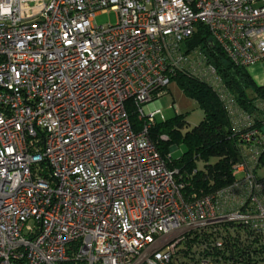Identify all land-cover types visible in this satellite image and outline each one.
Instances as JSON below:
<instances>
[{
    "label": "built area",
    "instance_id": "built-area-1",
    "mask_svg": "<svg viewBox=\"0 0 264 264\" xmlns=\"http://www.w3.org/2000/svg\"><path fill=\"white\" fill-rule=\"evenodd\" d=\"M199 25L264 62V0H0V264H264V99L237 108L185 46ZM178 73L217 93L241 155L188 198L149 138Z\"/></svg>",
    "mask_w": 264,
    "mask_h": 264
},
{
    "label": "trees",
    "instance_id": "trees-1",
    "mask_svg": "<svg viewBox=\"0 0 264 264\" xmlns=\"http://www.w3.org/2000/svg\"><path fill=\"white\" fill-rule=\"evenodd\" d=\"M185 46L189 52L197 50L205 56L206 65L215 69L218 79L239 110L255 119L261 118L254 101L264 99V87L257 86L246 69L234 65L212 43L204 26L197 27L193 36L185 41ZM173 81L202 110L203 120L183 137L180 134L183 128L181 116L168 122H155L149 130L150 140L165 161L167 169L176 171L175 180L183 186L182 195L185 198L229 185L233 181L232 169L241 162V155L223 103L210 86L190 73H178ZM128 113L133 129L139 131L143 123L138 120L131 107L128 108ZM163 134L167 137L166 141L161 139ZM182 144L186 147V152L180 159L173 160L168 151L170 145L176 148ZM198 160L204 162L203 172L196 168Z\"/></svg>",
    "mask_w": 264,
    "mask_h": 264
},
{
    "label": "rangeland",
    "instance_id": "rangeland-1",
    "mask_svg": "<svg viewBox=\"0 0 264 264\" xmlns=\"http://www.w3.org/2000/svg\"><path fill=\"white\" fill-rule=\"evenodd\" d=\"M94 21L97 26L115 25L117 16L114 12H104L98 14ZM264 70V63L259 64ZM255 83V82H254ZM160 113L155 116V122H168L175 119L177 116L182 117L183 128L180 134L183 137L187 131L197 126L203 120V112L198 105L187 95H185L175 81H171L164 94L158 99ZM148 107H145L146 110ZM135 123V118H133ZM166 141L167 137L163 134ZM173 150V151H172ZM171 153L173 160L181 158L182 154L186 152V147L182 144L179 147H171L168 150ZM196 168L199 172L204 171V162L198 160Z\"/></svg>",
    "mask_w": 264,
    "mask_h": 264
},
{
    "label": "crops",
    "instance_id": "crops-1",
    "mask_svg": "<svg viewBox=\"0 0 264 264\" xmlns=\"http://www.w3.org/2000/svg\"><path fill=\"white\" fill-rule=\"evenodd\" d=\"M262 63L264 62H261L260 64ZM247 72L257 86L264 87V70L259 64L248 68Z\"/></svg>",
    "mask_w": 264,
    "mask_h": 264
}]
</instances>
